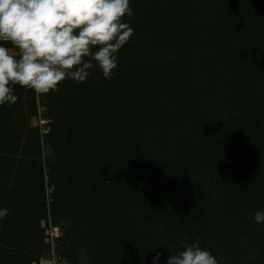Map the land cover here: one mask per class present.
Wrapping results in <instances>:
<instances>
[{"label":"rangeland","instance_id":"rangeland-1","mask_svg":"<svg viewBox=\"0 0 264 264\" xmlns=\"http://www.w3.org/2000/svg\"><path fill=\"white\" fill-rule=\"evenodd\" d=\"M178 2L180 0H140L138 6L134 5L132 8L136 16L146 11L142 5H151V8L157 11L161 9L163 13L175 19L176 22L170 19L173 26L184 25L185 30L184 33L178 34L177 38L176 36L172 38L178 48V54L174 49L159 51L160 46L140 40L138 51L142 62L141 72L139 70L138 72L143 79L147 74L153 77L143 96L136 98L131 94L132 80L126 77L109 80L99 74L95 76L94 83L85 81L77 84L74 81L72 84L78 86V89L69 96L59 98L56 105L48 97L50 93L37 95L33 104L35 106L28 104L26 96L19 97L15 107L21 118L18 120L16 118L14 122L13 111L8 108L12 123L10 133L16 131L25 134L29 128L37 126L41 129L40 133L44 134L43 160L36 163L27 160L22 162L28 169H36L37 166L43 165L45 172L46 182L31 186L32 196L38 199L40 212L33 202V206H30L34 207L30 213L32 218H27L24 214L27 228L23 229V238L28 241L23 242L21 246V249L36 254L31 243L41 234V226L44 227L46 233L43 238L45 242L50 243L51 251L46 253L43 247L39 248L37 255L41 258V264H60L67 261L69 264L99 263V257H92V253H89L82 243L61 242L65 232L71 233L73 230L68 226L73 221V215L69 214L63 224L54 217V209L49 207L57 196L56 186L59 185L65 190L61 187V180L68 176L69 172L68 168H63V172L55 170L54 163L66 161L67 149L71 151L73 147H78L79 151L87 152L93 144L100 151L99 155L103 159L97 161L92 159L90 168L97 169V165L103 163V172L92 174L89 179L84 176L85 181L72 174L71 179L65 181V185L67 192L70 191V187L72 189L80 183L85 186L87 192L85 205L99 198L100 192L95 188L96 186L106 187L107 192L116 190L120 198L122 196L131 200L128 210L122 206L123 211L109 212L107 227L114 226L118 230L120 243L125 242L121 244L125 252L121 257L119 253L112 251L108 242L106 249L115 254L106 257V261L116 257L114 259L116 264H153L156 254L163 253L158 264H166L171 253L176 254L182 250L183 243H198L200 247L216 256L219 264H264V225L255 221L245 223L243 227L225 223L227 213L223 214L222 211L226 199L234 206H240L239 198L241 200L242 209L231 211V217L234 219L237 214L240 216L253 206L246 195L236 196L237 198L234 194L226 196L227 188L230 186H226L223 175L219 174L216 168V152L223 151L235 134L242 140L246 156L250 157L249 166H254L255 170L262 169L263 179H261L264 183L262 168L264 165V62L261 61L264 58V14L259 16L260 20L257 22L261 24L260 32L255 30V35L259 36L260 33L259 43L252 44L248 51L244 50L242 45L244 40L250 42L247 39L250 32L247 31L246 25L241 34L231 29L224 36L237 39L238 42L228 41L227 45L219 46L216 45L218 27L222 24L211 17L221 12L240 21H254L257 13H253L251 7L261 8L264 2L203 0L206 5L203 14L199 17L194 14L184 16L185 10L179 11L175 7ZM209 7L212 8L213 13L207 12ZM163 19L164 16H161L157 25H161ZM130 20L127 19L126 23L134 29V35L130 38V43L124 46L126 49L135 47L131 41L134 38L141 39L144 31L142 18ZM189 22L192 24L188 25ZM195 30L204 32L198 37L200 39L191 40V44L184 42L187 45L185 48L183 45L180 46L178 42L180 37L183 40L190 38ZM166 34L173 35L172 32ZM132 62L134 64L131 70L134 65L137 67L136 58H132ZM229 70L240 71L238 81L230 82L227 77ZM123 83L127 86L125 90ZM60 84L64 86L65 82L62 81ZM110 84L119 88L109 92V88L105 86ZM89 95H98L101 98V102L93 108L94 112L85 111L86 107L90 108L97 99L88 97ZM148 97L151 98L147 99ZM247 105L249 108L247 119L227 118L229 107L241 111ZM79 111L90 116L85 122L86 127H83L81 122L70 129ZM14 113L16 116L17 113ZM58 121H61L65 128H59ZM127 124H131L129 127L132 129L131 138L125 143L128 158L124 151L119 152L115 140L118 133L122 134L128 130ZM78 134H81L79 140L76 139ZM105 134L108 136L107 139ZM57 140L59 142H56ZM63 150L64 154H62ZM0 153L7 158L8 163L13 157L9 153ZM115 153H117L116 157H114ZM109 154L112 157H109ZM96 155L98 156V153ZM19 157L17 156L9 167L7 163L4 169L0 167V183L7 186L9 191H12L11 186L17 172ZM86 158L90 162V158L88 156ZM116 174L118 177L115 179ZM261 179H257L258 181L250 186L252 192H256L255 190L261 187L264 190V184L259 183ZM229 182L230 180L227 183ZM71 183L73 184L70 186ZM229 191L235 192L236 189L229 188ZM259 191L262 192V189ZM97 202L99 203L98 200ZM253 202L257 203V208H254L255 213L264 208L263 200L258 203V199H254ZM83 203L80 207L85 210ZM119 204L120 199L117 197L112 202V207L117 208ZM152 206L154 212H160L166 218L162 227L151 225L147 220L145 213L151 211ZM0 208L9 210V215L5 218L10 222L19 216L20 207L14 200H6L0 204ZM199 213L207 215V223L202 231L197 230L198 226L191 230L194 225L188 220L186 223L181 222V219L196 218ZM126 214L135 220L131 223H136L140 229L134 237H129L126 232L127 223L124 220ZM111 218L118 220L115 225L111 223ZM31 219L39 221L33 231L30 225ZM18 230L22 231V229ZM5 233L10 235L8 227ZM242 243L249 245L251 252L247 253L248 248L245 245H239ZM57 247L66 251L69 260L56 261Z\"/></svg>","mask_w":264,"mask_h":264},{"label":"trees","instance_id":"trees-1","mask_svg":"<svg viewBox=\"0 0 264 264\" xmlns=\"http://www.w3.org/2000/svg\"><path fill=\"white\" fill-rule=\"evenodd\" d=\"M140 0H131V7L133 8L134 5L138 6ZM194 2V4H192ZM260 2H264V0H260ZM205 3L203 0H180L175 7L179 11H184V16H189L193 15L194 16H201L203 14L204 8H205ZM143 9L146 11L140 15L136 16L133 15L132 19H143V34L141 39H133L131 41V44L134 45L135 47H129L126 49V47H123L119 53H118V67L114 70L115 75L112 79L119 78V77H126L131 81L132 83V89H131V94L135 95L137 98L138 96H143L145 89L149 88L153 77L149 76V74L146 75V77L143 79L140 76V73L138 70L141 72V60L139 56V51H138V45L140 40H144L146 42H153L155 46H160L159 51L166 50V49H174V51L177 53L178 48L174 45V42L172 41V38L180 33H184V25H176L173 26V23L171 22L170 19L175 21L168 14L163 13V11L160 9L157 11L155 8H151V5H142ZM220 8V7H219ZM251 11L253 13H257L256 18L254 21H249V20H244L240 21L236 17H229L227 15L221 14H214L211 17L214 18L216 22L219 24H222L221 27H218V35H217V43L216 45L222 46V44H226L228 41H233V42H238L237 39H229L224 37L227 35V33L233 29L236 33H242L243 28L245 25L247 26V31L250 32L249 35H247V39L250 40V42H246L245 40L242 42V45L244 46V50L248 51L250 50L252 44H258L259 43V36L255 35V30L260 32V26L261 24H258L257 22L260 20V15L264 14V6L263 7H257L253 6L251 7ZM210 13H213L212 8L209 7ZM164 16V19L161 23V25H157L158 19ZM167 16L168 18H165ZM131 19V20H132ZM127 18H125L126 22ZM130 20V21H131ZM176 22V21H175ZM167 23H169V28H167ZM192 23L189 22L188 25H191ZM231 25H233L231 27ZM253 28V29H252ZM166 32H172L173 35L167 36ZM175 32V33H174ZM204 32L201 30H195L193 31V34L190 35V38H185L184 40L182 37L179 39V44L180 46L183 45L185 48L187 45L184 44V42L191 44V40H199L200 37ZM151 38V40H150ZM172 42V44H171ZM6 47H11L10 44L5 45ZM256 48H258L256 46ZM130 54V57H129ZM178 54V53H177ZM215 56V55H213ZM216 57V56H215ZM243 60L245 58L243 56ZM132 58H136V65L133 66V69L131 70L132 64ZM262 62H264V58L261 59ZM148 67V66H147ZM242 70V68H241ZM204 71V69H202ZM212 72H215L212 70ZM211 72V74H213ZM90 75L87 78V82H92L94 83L95 81V76L96 75H102V72L99 70V68H93L90 70ZM241 73L240 71H228V78L231 80L230 82H235L238 81V77H240ZM243 77V75H242ZM104 78V77H103ZM105 79V78H104ZM109 79V80H112ZM150 80V83H148V80ZM64 86L61 84L59 85L60 91L59 92H50L48 95L49 98L52 99L54 105L57 104V101L59 98H64L66 96H69L73 94L72 92L76 91L78 89V86H74L72 84L74 80L71 79H66ZM62 83V82H61ZM111 83V82H108ZM252 84V82H249ZM240 85V83L238 84ZM94 86V84H93ZM115 86V87H114ZM124 90L126 89V85L123 83ZM74 87V88H73ZM106 88H109L110 91H114L115 89H118L117 85L110 84L106 85ZM15 94L18 97L26 96V101L28 104L33 105L36 102V94L28 90L26 91L24 88L20 86H16L14 89ZM51 93H55V95H51ZM88 97H93L97 98L94 100L93 104L90 105V108L85 109V111H92L94 112L95 110L93 108H96V106L101 102V98L98 95H89ZM151 97H148L147 99H150ZM262 101V100H261ZM16 105V104H15ZM8 107L7 105L5 106H0V152L2 153H9L12 154L13 157L11 158L10 162L8 163L7 158L3 157L2 154L0 153V167L4 169L5 164H13L15 161V158L17 156H20L18 159V167H17V172L14 177V182L11 186L12 191H9L7 186L2 185L0 183V204L5 202L8 199H11L12 201L14 200L19 204L20 211H19V216L18 218H15L12 222L7 220L6 218L3 219L2 222H0V264H41V258L38 257L37 252L40 251L39 248L43 247L46 253H50L51 251V245L49 242H45L44 240V235L46 233V229L41 226V234L36 238L33 239V242L31 243L36 251L34 253L29 252L26 249H21V246L23 245V242L28 241L26 238H23V229L27 228L26 227V222H25V215L27 218H32L30 213L31 210L34 207H30L31 205L33 206V202L36 204V208L38 209V199L34 198L32 196L31 190L32 187L38 185V184H43L46 182L45 179V172L43 170V165H39L36 167V169H28L26 166H23L22 162L27 161H34L35 163L38 161H42L44 157V152H43V145H44V134H41L40 131L41 129L37 126L31 127L27 130L25 134H19L16 131H11V118L9 115L8 108H10L13 111L12 114V121L14 122L15 119L17 118L20 119V115L17 113L16 107ZM35 106V105H33ZM16 112V116L15 113ZM249 114V108L248 105L243 108L241 111L234 110L231 107L227 109V118L229 120H232L234 118L236 119H247ZM88 117H90L87 113L83 114V111L77 112L75 119H73V122L70 126L71 127H76L78 123L83 124V127H86V120H88ZM93 118V116H92ZM58 127H64L65 125L61 122H57ZM127 131L121 133H118L115 140L118 144V149L119 152L122 153L124 151V154L127 156V151H126V144L130 138H131V132L132 129L129 127L131 124H127ZM10 133L9 136H7ZM78 136V137H77ZM105 138L107 139L108 136L105 134ZM76 139L79 140L81 138V134L76 135ZM23 140V142H22ZM54 143H55V139ZM56 142H59L58 140ZM121 144V146H120ZM22 146V147H21ZM93 146V147H92ZM91 148L85 152L79 151L78 147H73L71 151H65L67 158L65 159L66 161H61L54 163V169L59 170L63 172V168H68V176H66L64 179L62 178L61 182V187L65 188L62 189L60 188L59 185H57V196L53 201L49 204V207L53 208V215L56 217L60 223H63L67 220L66 218L69 216V214L73 215V221L71 223L69 229H73L72 232L70 231L65 232L64 238L61 240V242H65L68 244L70 241L71 243H82V245L87 249L89 253H92V257H99V263L97 262L96 264H116V260L109 259L106 261V257H109L110 254H115L112 251H116L117 253L120 254V256H124L125 249L121 248V244L125 242L120 243V233L118 232L117 229H115L114 226L107 227V220H108V215L110 210L115 211V212H120L122 210V206L125 208V210L129 209V204L131 203V200L127 198H123L117 193V191L109 190L107 192V188L103 186L95 187L96 189L99 190L100 195L98 196L99 198H95L91 202L89 201L88 205H85V201L87 200V192H86V187L82 186L81 183L77 185L78 181L76 182V185L74 188L71 189L70 191H66L67 187L65 185V181H67L69 178L71 179L70 176H73L72 174H76V176H79L80 179H83L85 181L84 176L90 178V176L93 174H99L102 173L104 170V165L103 163L101 165H97L96 168H90V164L92 163V159L97 161V159H103L100 157V151L95 148V145L93 144ZM97 147V146H96ZM98 153V156L96 155ZM119 153V154H120ZM62 154H64V150L62 151ZM217 155V163H216V168L219 174L223 175L224 182L226 186H230L229 188L236 189L235 192L229 191V188L226 196H232L234 194L235 198L236 196H244L246 195L249 198V202L252 203L251 208L247 209L243 214L238 216L236 215V218L231 217V211H234L238 208L242 209V203L239 198L240 206H234L231 203H228L227 199L226 202L224 203L223 206V214H226V219L227 221L225 223H228L230 226H237L239 225L240 227H243L245 223L248 224V222H253L254 221V215L255 211L254 208H257V203H254V199H258V203H261V201H264V190L261 187L260 189L255 190L256 192H252L250 189V186L255 183V181H258L257 179H261L263 175V171L261 168H258L255 170L254 166H249L250 163V157H247L244 148H243V142L240 138H238L235 134L232 135L229 143L225 146L223 151L216 152ZM90 158V162L86 157ZM117 156V153L114 154V157ZM264 156V154H263ZM109 157H112L111 154H109ZM22 160V161H21ZM70 164V165H69ZM69 166V167H68ZM7 167V168H8ZM262 168L264 169V165H262ZM3 169L1 170V173L3 172ZM115 179L118 177V175H114ZM264 177V176H263ZM101 178V175H100ZM263 179V178H262ZM259 180V183L263 185V181ZM93 180V179H92ZM228 180H230L229 183ZM49 183V181L47 182ZM90 183V181L88 182ZM73 183L70 184V186ZM32 186V187H31ZM31 188V189H30ZM106 188V189H105ZM30 189V190H29ZM226 189V190H227ZM262 189V192L259 191ZM131 193V191L129 192ZM118 194V195H117ZM237 194V195H236ZM259 196V198H257ZM117 197L120 199V204L118 205L117 208L112 207V202L117 199ZM85 199V201H84ZM125 199V200H124ZM99 201V203L97 202ZM84 202V203H83ZM84 204L85 210H83L80 205ZM158 204V203H157ZM152 205V204H151ZM131 206V204H130ZM56 207V208H55ZM73 209H72V208ZM152 210L148 211L145 213L147 220L151 222V225H156V226H161L165 223L166 218L163 217V214L160 212H154V206H152ZM57 209V211H55ZM38 212L40 210L38 209ZM25 214V215H24ZM49 214H51L49 212ZM222 214V216H224ZM124 218V217H123ZM124 220L127 223L126 226V232L128 233L129 237H134L136 236L139 232L140 229L136 223H131V221H135L132 219L128 214L125 215ZM189 221L192 223L194 226L192 227L191 230L196 229V226H198L197 230L202 231L205 224L207 223V215L206 213H199L196 218L192 219H181V222L186 223V221ZM30 225L32 226L31 230L33 231L35 228L34 226H38L39 221L36 219H31ZM111 223L115 225L117 223L116 218H111ZM62 226L61 224H58ZM10 231V235L5 233V229ZM22 229V231L18 230ZM31 232V231H30ZM30 240V239H29ZM112 247L111 250H107L106 247L109 244ZM107 243V244H106ZM255 244V242H254ZM62 245V244H61ZM233 245V244H229ZM242 246H246L248 248L247 253L251 252V248L247 244H239ZM58 248V253H57V258L59 260H69V255H67L66 251L62 249L61 247ZM80 248V247H77ZM82 249V248H81ZM128 250V249H127ZM101 256V257H100ZM64 264V263H63ZM66 264H69V261L66 262ZM92 264H94L92 262Z\"/></svg>","mask_w":264,"mask_h":264},{"label":"clouds","instance_id":"clouds-1","mask_svg":"<svg viewBox=\"0 0 264 264\" xmlns=\"http://www.w3.org/2000/svg\"><path fill=\"white\" fill-rule=\"evenodd\" d=\"M133 15L131 0H0V106L17 103V85L39 96L59 92L66 79L85 82L93 68L112 79L118 53L134 35L125 22ZM7 215L0 208V222ZM254 221L264 225V208ZM181 248L176 254L168 250L166 264H219L198 243Z\"/></svg>","mask_w":264,"mask_h":264},{"label":"bare ground","instance_id":"bare-ground-1","mask_svg":"<svg viewBox=\"0 0 264 264\" xmlns=\"http://www.w3.org/2000/svg\"><path fill=\"white\" fill-rule=\"evenodd\" d=\"M56 259L58 260V259H60V258H57V257H56Z\"/></svg>","mask_w":264,"mask_h":264}]
</instances>
